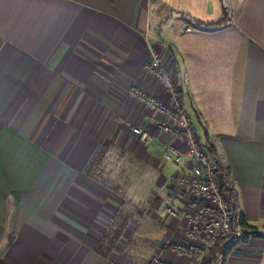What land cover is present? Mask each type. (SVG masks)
<instances>
[{"label":"crops","instance_id":"obj_1","mask_svg":"<svg viewBox=\"0 0 264 264\" xmlns=\"http://www.w3.org/2000/svg\"><path fill=\"white\" fill-rule=\"evenodd\" d=\"M224 3L231 17L211 25ZM152 53L252 227L217 264H264V0H0V264H194L171 249L182 218L151 198L186 206L170 184L179 166L161 160L180 142L130 93L169 101ZM106 145L158 170L143 203L92 169Z\"/></svg>","mask_w":264,"mask_h":264},{"label":"built area","instance_id":"obj_2","mask_svg":"<svg viewBox=\"0 0 264 264\" xmlns=\"http://www.w3.org/2000/svg\"><path fill=\"white\" fill-rule=\"evenodd\" d=\"M148 66L168 90L169 101L142 91L130 93L149 109L162 114L163 119L156 121L158 128L179 140V146H167L161 160L179 166L170 184L173 191L188 198L183 208L176 207L171 198H164L159 207L160 212L180 216L183 221L182 241L172 244L171 249L194 264L211 250L216 258L213 264H217L247 231L241 225L232 177L227 168L220 166L218 152L200 141L157 53L151 54ZM132 132L146 145L155 138L141 124L134 125ZM220 235H224L226 242L219 240Z\"/></svg>","mask_w":264,"mask_h":264},{"label":"rangeland","instance_id":"obj_3","mask_svg":"<svg viewBox=\"0 0 264 264\" xmlns=\"http://www.w3.org/2000/svg\"><path fill=\"white\" fill-rule=\"evenodd\" d=\"M224 7L226 10H224V16L222 17V20L231 17L230 5L228 3H224ZM183 102L186 110L185 112H187L189 116L193 119L194 116L192 114V111L188 107L186 94H184L183 96ZM124 157L125 155L122 150L113 151L109 149L108 145H106V147L100 149V151L96 153L95 160L92 165V169L94 171L100 170V172H98L97 174L100 175L101 179H103L104 177V181L106 182V185L108 187L120 186L124 191L133 190L138 194L136 202L143 203L145 199H148V197L151 196L150 193H152V186L156 182V179L159 177V172L156 168L149 169L148 166L147 168L145 166L140 165V167L135 168L132 164L126 162ZM169 165H172L173 167L176 168L178 167L177 164H173V163H169ZM137 173H139V175ZM175 173L173 174V176L175 175ZM151 198L153 200V204H155L154 205L155 208H157L164 201L163 199L164 198L166 199L168 197L164 196L161 199L159 196L152 194ZM184 201L187 204L188 198L185 197ZM141 205L142 204H140L139 206ZM160 213L161 212L159 211V215ZM139 214H141V216L139 217L140 220L141 219L146 220L147 218L150 217V216L148 217L147 213L144 212L143 210H140ZM143 227L145 226L139 227L138 231H140ZM134 239L135 236L132 238V241H134ZM219 240L220 241L223 240L224 242H226L224 235H220ZM227 240H230V238L228 237ZM151 246L152 245H150L149 247L151 248Z\"/></svg>","mask_w":264,"mask_h":264},{"label":"trees","instance_id":"obj_4","mask_svg":"<svg viewBox=\"0 0 264 264\" xmlns=\"http://www.w3.org/2000/svg\"><path fill=\"white\" fill-rule=\"evenodd\" d=\"M222 12H223V14H222V16H221V18L216 22V23H213V24H211V25H220L221 23H224L226 20H228V19H225V20H222V17L224 16V10H226L225 9V7L223 6V8H222ZM95 160V159H94ZM240 219H241V225L243 226V228L245 229V230H247L246 231V233L243 235V237H242V239L243 238H246V237H248V236H251L252 234H251V230H249L250 228H252V227H250L248 224H246V222H245V220H244V218H243V216L240 214ZM254 235H257V234H254ZM10 239H11V237H10ZM98 250L100 251V249L98 248Z\"/></svg>","mask_w":264,"mask_h":264}]
</instances>
